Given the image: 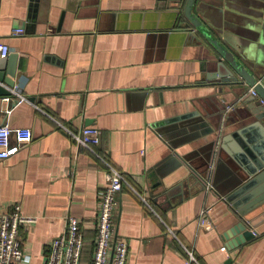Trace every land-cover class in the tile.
<instances>
[{"label": "crops", "instance_id": "1", "mask_svg": "<svg viewBox=\"0 0 264 264\" xmlns=\"http://www.w3.org/2000/svg\"><path fill=\"white\" fill-rule=\"evenodd\" d=\"M173 11L164 0H0V43L17 56L10 91L30 101L0 95V124L33 132L0 160V205L36 218L20 228L22 264L46 263L69 216L93 257L106 167L58 122L98 128V152L148 198L151 207L128 186L118 198L127 264H186L184 246L197 264H264V203L242 215L243 195L227 200L252 156L251 87L220 85L211 40ZM192 12L218 46L264 75V0H197ZM18 28L25 34L14 36ZM203 208L211 229L199 226Z\"/></svg>", "mask_w": 264, "mask_h": 264}, {"label": "built area", "instance_id": "2", "mask_svg": "<svg viewBox=\"0 0 264 264\" xmlns=\"http://www.w3.org/2000/svg\"><path fill=\"white\" fill-rule=\"evenodd\" d=\"M25 34V29L18 28L13 31L14 36ZM11 54V49L7 44L0 43V58H7ZM250 95L257 96L256 90L252 87ZM6 101H14L15 106L30 102L23 95L19 88H15L11 96L5 97ZM12 110H7V117ZM70 137L77 145H81L91 150L105 165L107 173V185L101 192L98 217L95 224L96 240L91 264H127L128 245L126 240L120 239L116 233L115 211L118 205V198L125 186H128L137 193L129 184L124 174L120 172L106 157L98 152L101 142L100 130L96 127H84L79 131H73L64 126ZM15 143L11 142V138ZM33 132L30 128L13 129L8 122L0 124V160L12 158L20 152L22 147L31 144ZM208 183L207 188H210ZM142 201L148 206V198L137 193ZM35 217L22 213L21 206L0 205V264H22L26 260L20 238V228L23 224H33ZM199 226L202 229H211L212 224L208 217L207 208H203L199 214ZM85 247V235L81 228V222L77 217L67 218V228L65 232L55 237L50 246V253L45 264H81ZM187 254L186 264H197L194 251L184 246Z\"/></svg>", "mask_w": 264, "mask_h": 264}, {"label": "water", "instance_id": "3", "mask_svg": "<svg viewBox=\"0 0 264 264\" xmlns=\"http://www.w3.org/2000/svg\"><path fill=\"white\" fill-rule=\"evenodd\" d=\"M164 1L170 2V5H172L174 9V15H176L177 19L180 17V24L182 20L185 19L182 23L184 27L189 28L191 25L199 31L204 38L211 40L217 50V64L219 68L217 77L221 81L220 85L241 86L245 84L251 88L253 87L258 94V98L251 95L252 101L255 102H253L249 108L251 109L252 115L255 116V120L246 129V131H250V137L245 139V141L252 146V156H247L246 158L242 157L243 163L241 168L244 176L243 178L239 176L240 179L232 184L230 187L233 191L232 195L227 198V200L234 201L237 196L243 195L238 203L240 206L236 207L240 209L239 212L243 215L246 211H252L264 203V84L262 79L264 75L261 77V75L259 76L256 74L255 70L244 61L242 56L240 57L237 54L228 52L221 46H218V44L209 37V33H207L192 12L197 0ZM192 35L193 39L196 40L198 36ZM16 57L17 56L13 55L7 58H0V83H4L8 87L6 89L0 86V95L10 96L12 94L10 90L15 86L17 74ZM221 70L224 71L222 72ZM257 77L262 80L260 79V81H258ZM13 105L15 104L13 103ZM229 106L231 105L227 107ZM229 111L230 110H227V112ZM224 140H226V138ZM176 164L181 165L182 163L179 162ZM244 228L246 229L245 226ZM252 238H254V234L252 231L247 230L245 233V240H250ZM224 264H231V260Z\"/></svg>", "mask_w": 264, "mask_h": 264}, {"label": "trees", "instance_id": "4", "mask_svg": "<svg viewBox=\"0 0 264 264\" xmlns=\"http://www.w3.org/2000/svg\"><path fill=\"white\" fill-rule=\"evenodd\" d=\"M92 254H87V247H84L81 264H91Z\"/></svg>", "mask_w": 264, "mask_h": 264}, {"label": "rangeland", "instance_id": "5", "mask_svg": "<svg viewBox=\"0 0 264 264\" xmlns=\"http://www.w3.org/2000/svg\"><path fill=\"white\" fill-rule=\"evenodd\" d=\"M260 73H261V72H260ZM260 75H261V77H263V73H261ZM262 79H263V84H264V78H262Z\"/></svg>", "mask_w": 264, "mask_h": 264}]
</instances>
